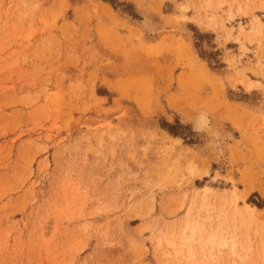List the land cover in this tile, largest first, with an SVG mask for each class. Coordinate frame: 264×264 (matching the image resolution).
Here are the masks:
<instances>
[{
    "label": "rangeland",
    "instance_id": "1",
    "mask_svg": "<svg viewBox=\"0 0 264 264\" xmlns=\"http://www.w3.org/2000/svg\"><path fill=\"white\" fill-rule=\"evenodd\" d=\"M262 189L264 0H0V264H264Z\"/></svg>",
    "mask_w": 264,
    "mask_h": 264
},
{
    "label": "bare ground",
    "instance_id": "2",
    "mask_svg": "<svg viewBox=\"0 0 264 264\" xmlns=\"http://www.w3.org/2000/svg\"><path fill=\"white\" fill-rule=\"evenodd\" d=\"M142 24L145 27L150 29V25L147 21H144ZM249 88H251V87H249ZM208 123H209L208 116L206 114H202L196 119L195 128H197V130L203 129L204 127H206L208 125ZM261 193H262V195H264V189L261 190ZM196 227L197 226H195V225L190 227V238L186 241L187 244H185L187 246V250H189V252L187 251L188 252L187 253L188 258H193V255H194L193 245L195 243L194 236H195L196 231H197ZM219 235L215 234V235L209 236L206 240L201 241L202 247L209 246L210 251H212V249H214L215 247H219L220 249H225V248L230 247L228 245L229 242H227V240H224L223 238H222V240H220L221 238L219 239ZM199 241H200V239H199ZM230 242H232V241H230Z\"/></svg>",
    "mask_w": 264,
    "mask_h": 264
},
{
    "label": "trees",
    "instance_id": "3",
    "mask_svg": "<svg viewBox=\"0 0 264 264\" xmlns=\"http://www.w3.org/2000/svg\"><path fill=\"white\" fill-rule=\"evenodd\" d=\"M257 207L264 208V200L261 202V204H257Z\"/></svg>",
    "mask_w": 264,
    "mask_h": 264
}]
</instances>
